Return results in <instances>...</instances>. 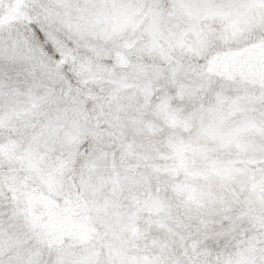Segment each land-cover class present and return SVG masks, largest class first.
Listing matches in <instances>:
<instances>
[{
  "label": "snow or ice",
  "instance_id": "obj_1",
  "mask_svg": "<svg viewBox=\"0 0 264 264\" xmlns=\"http://www.w3.org/2000/svg\"><path fill=\"white\" fill-rule=\"evenodd\" d=\"M0 264H264V0H0Z\"/></svg>",
  "mask_w": 264,
  "mask_h": 264
}]
</instances>
